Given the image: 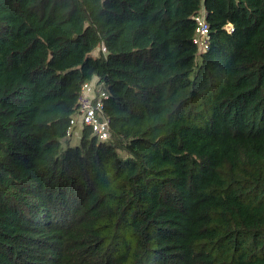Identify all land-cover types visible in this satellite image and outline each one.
Returning a JSON list of instances; mask_svg holds the SVG:
<instances>
[{"label":"trees","instance_id":"obj_1","mask_svg":"<svg viewBox=\"0 0 264 264\" xmlns=\"http://www.w3.org/2000/svg\"><path fill=\"white\" fill-rule=\"evenodd\" d=\"M0 264H264V0H0Z\"/></svg>","mask_w":264,"mask_h":264},{"label":"built area","instance_id":"obj_2","mask_svg":"<svg viewBox=\"0 0 264 264\" xmlns=\"http://www.w3.org/2000/svg\"><path fill=\"white\" fill-rule=\"evenodd\" d=\"M193 18L196 22L194 43L200 52L207 51L212 35L205 7L202 6ZM224 28L229 33L234 30L231 23L226 24ZM97 79L96 77L84 85L79 97V108L70 120L71 126L67 131L68 136H72L73 127L81 123L82 128L90 126L99 141L111 139L110 117L105 112V100L108 98V93Z\"/></svg>","mask_w":264,"mask_h":264},{"label":"rangeland","instance_id":"obj_3","mask_svg":"<svg viewBox=\"0 0 264 264\" xmlns=\"http://www.w3.org/2000/svg\"><path fill=\"white\" fill-rule=\"evenodd\" d=\"M94 54L96 55L97 52H94ZM200 60H201V58L199 57L198 61H200ZM72 131H73L72 136L69 138V142H70V145L75 146V145H78L80 143V140L82 137L83 128H82L81 123H79L75 127H73ZM63 145L66 146V142H63ZM123 155L125 156L126 154L123 153Z\"/></svg>","mask_w":264,"mask_h":264}]
</instances>
